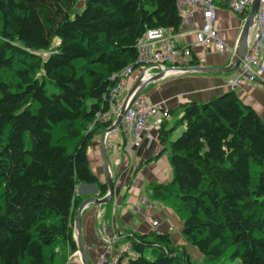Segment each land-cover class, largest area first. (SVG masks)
<instances>
[{
    "label": "trees",
    "instance_id": "obj_1",
    "mask_svg": "<svg viewBox=\"0 0 264 264\" xmlns=\"http://www.w3.org/2000/svg\"><path fill=\"white\" fill-rule=\"evenodd\" d=\"M78 2L0 0V264H64L77 250V186L107 192L88 150L110 125L95 115L111 76L136 67L146 30L182 23L177 0H83L77 12ZM170 113L180 117L170 130L161 119L156 140L171 179L147 190L201 257L168 234L134 232L117 264H264V121L233 90Z\"/></svg>",
    "mask_w": 264,
    "mask_h": 264
},
{
    "label": "crops",
    "instance_id": "obj_2",
    "mask_svg": "<svg viewBox=\"0 0 264 264\" xmlns=\"http://www.w3.org/2000/svg\"><path fill=\"white\" fill-rule=\"evenodd\" d=\"M215 5L219 37L229 49H234L244 17L229 11L224 0H217ZM202 22L200 9H195L191 17L182 18L179 31L176 33V45L192 46V55L199 66H227L232 55L230 51L221 55L213 46L205 50L194 46V32L201 27ZM139 74L140 70L136 69L126 80L125 87L120 92L121 97L126 96ZM233 74L234 72L219 74L189 72L174 74L146 85L141 93L150 102L160 104L162 107V110L150 120L149 132L156 137L160 120L167 112L170 113V110L190 101L205 102L231 90L235 91L241 101L255 110L264 121V77L255 78L260 82L255 81L254 77L248 78L240 87L231 89L227 82ZM170 114L164 118L166 130H170L176 118L180 117V114L178 116ZM183 129L184 126L174 129L170 135L171 139L177 138ZM106 150L114 179L113 199L100 207L89 204L80 213L83 241L91 262L96 264L101 255L110 259L122 253L125 245L123 238L134 232L146 235L153 232L168 234L173 245L184 247L191 258H200V253L187 244L181 235L182 222L178 216L171 208L153 201L147 190L150 183L165 184L170 181L172 171L168 151L161 154L162 148L156 139L151 143L144 141L140 147L133 149L119 127L108 135ZM88 156L93 157L91 170L100 183H105V173L103 165L101 166L100 140L93 138L89 144ZM76 197L80 201L79 207L84 200L99 198V189L96 185L80 184L76 188ZM147 214L157 222L156 227H153L151 219L146 218ZM64 264H81L77 252H72Z\"/></svg>",
    "mask_w": 264,
    "mask_h": 264
},
{
    "label": "built area",
    "instance_id": "obj_3",
    "mask_svg": "<svg viewBox=\"0 0 264 264\" xmlns=\"http://www.w3.org/2000/svg\"><path fill=\"white\" fill-rule=\"evenodd\" d=\"M216 1L177 0L178 13L181 18H187L193 15L195 9L201 10L203 22L201 27L194 32L195 47L205 50L213 46L216 52L221 55L227 51L233 53L234 49H229L219 37L215 14ZM224 1L229 11L235 15L245 17L252 0ZM175 39L176 33L170 27L151 28L139 37L135 45L137 51L136 67L129 65L111 76V79L115 80V84L109 90V107L105 112L97 113L95 121L99 123L110 122V124L113 122L124 101V97L120 96V92L124 89L126 80L132 76L136 69L140 70L139 77H142V80L145 81L168 68L190 65L193 47H179L176 45ZM245 75L254 78L264 77V0H259L257 12L249 29L246 54L241 60L239 71H235L228 80L229 88L236 89L243 85L248 79ZM161 110L160 104L150 102L142 93L133 100L122 116L119 125L131 148H138L144 141L151 143L156 139L149 132V122ZM167 117L168 112L162 119ZM146 218L152 220V217L148 214ZM152 225L156 227L157 222L152 220ZM122 252L130 255V247L127 243L124 245ZM120 254L112 256L110 259L105 255H101L96 264H117Z\"/></svg>",
    "mask_w": 264,
    "mask_h": 264
},
{
    "label": "water",
    "instance_id": "obj_4",
    "mask_svg": "<svg viewBox=\"0 0 264 264\" xmlns=\"http://www.w3.org/2000/svg\"><path fill=\"white\" fill-rule=\"evenodd\" d=\"M259 5V0H252L249 11L247 15L244 17L242 22L241 30L232 53L230 62L227 66L224 67H209V66H199V65H189L184 67H176V68H168L165 71H162L156 75H153L148 80L143 81L142 77H139L133 86L129 89L126 96L124 97V101L120 107V110L116 117L114 118L113 122L109 125V127L103 129L100 133L99 140H100V151H101V158H102V165L103 170L105 173V184L107 186V192L99 198H90L84 200L79 205L76 215L74 218V228H73V236L74 241L76 244L77 252L79 254V259L81 264H93L89 258V255L85 249V244L83 241L82 231H81V211L86 208L89 204H95L98 207L101 205L110 203L114 196V179L112 177L110 168H109V160L106 150V139L109 134L114 132L118 129L122 116L124 115L126 109L131 105L133 100L141 94L144 90L145 86L149 83L157 82L162 79H165L174 74H182V73H189V72H198V73H232L235 71H239V66L241 60L244 58L246 51H247V39L249 34V29L253 23L254 16L257 12ZM170 70V71H169ZM247 78H252L249 75H245ZM255 81H259L254 78ZM260 82V81H259Z\"/></svg>",
    "mask_w": 264,
    "mask_h": 264
},
{
    "label": "rangeland",
    "instance_id": "obj_5",
    "mask_svg": "<svg viewBox=\"0 0 264 264\" xmlns=\"http://www.w3.org/2000/svg\"><path fill=\"white\" fill-rule=\"evenodd\" d=\"M75 8H77V12H80L81 10H82V8H83V0H79V2L77 3V5H76V7ZM57 41V40H56ZM56 41H54V43L56 42ZM55 45V44H54ZM232 56V55H231ZM94 138H96V140L97 141H99V134H96L95 135V137ZM175 138V137H174ZM173 138V139H174ZM88 159H89V164H90V166H92L93 165V157L92 156H88ZM112 161V160H111ZM110 161V162H111ZM101 166H102V163H101ZM104 171V170H103ZM123 191H125V187L123 188ZM77 252V251H76ZM77 254H78V252H77ZM79 255V254H78Z\"/></svg>",
    "mask_w": 264,
    "mask_h": 264
}]
</instances>
